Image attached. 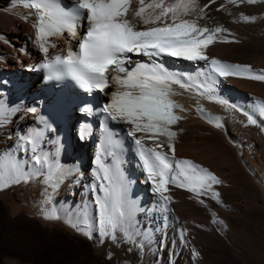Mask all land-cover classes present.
<instances>
[{
	"label": "bare ground",
	"instance_id": "obj_1",
	"mask_svg": "<svg viewBox=\"0 0 264 264\" xmlns=\"http://www.w3.org/2000/svg\"><path fill=\"white\" fill-rule=\"evenodd\" d=\"M14 1L0 0V48L4 49L0 50V71L22 70L31 78L36 74L37 61L63 53L64 45H57L53 39L64 41V36L48 38L55 47H49L46 56L37 43L34 23L25 19L19 6L9 5ZM198 2L201 7L209 5L199 24L227 31L218 33L207 47L209 60L171 56L167 60L181 61L184 68L202 79L210 72L211 59L264 71V0H245L238 5L228 0ZM137 7L138 0H133L129 18ZM242 15L252 19L245 21ZM132 20L140 24L139 18ZM8 40L13 43L7 45ZM66 42L75 45L77 39ZM16 44L27 50H19ZM15 63L19 65L13 66ZM213 77L214 87L223 91V99L239 110L173 85L177 94L171 98L184 110L174 109L183 119L170 127L177 134L171 142L175 157L193 161L222 181L213 185L219 200L207 195L197 198L169 184L165 195L171 200L165 207L160 194L151 191L146 170H141L136 189L128 191L123 199L135 201L140 209L135 216L134 242L125 240L119 232L115 241L101 237L96 225L89 238L67 222L85 207L90 222L97 216L93 201L103 193L99 188L93 191L90 185L102 181L88 172L94 141L85 146L87 163L80 165L81 149L70 144L66 126L65 136H57L48 145L49 159L36 164L30 144L20 138L30 134L40 112L39 101L7 109L5 104L11 97L5 96L0 86V264H264V116L256 111V105L264 101V80ZM125 90L120 86L117 93ZM245 112L257 123L250 124ZM121 122L131 129L132 125ZM142 135L137 133V137ZM144 142L148 146L154 143ZM159 142L164 145L162 151L171 154L168 139L161 136ZM52 163L66 173L56 189L46 182ZM14 166L35 173L34 178L13 182ZM129 166L135 168L132 163ZM45 190L51 194L50 201ZM51 210L59 219L46 218ZM166 210L169 212L164 218Z\"/></svg>",
	"mask_w": 264,
	"mask_h": 264
},
{
	"label": "snow or ice",
	"instance_id": "obj_2",
	"mask_svg": "<svg viewBox=\"0 0 264 264\" xmlns=\"http://www.w3.org/2000/svg\"><path fill=\"white\" fill-rule=\"evenodd\" d=\"M132 2L133 0H75L72 7L67 9L60 0H29L27 6L34 9L37 15L34 24L37 30L36 40L46 56L49 47H55L48 43V38L62 35L65 31L75 36L76 28L86 13L87 31L78 51L68 49L66 53L46 60L40 67L56 75L69 76L88 91L101 92L108 86V71L111 69L116 73L112 78L126 90L116 93L112 102L102 110L112 120L132 125L128 134L134 138L142 166L155 186V191L162 197L165 207L171 200L170 196L165 195L169 191V184L184 188L197 198L207 195L219 200V193L213 188V185L222 183L217 176L191 160L175 157V147L171 142L177 134L171 131L170 126L183 119L175 114L174 109H184L171 98L177 94L173 85H179L188 92L194 91L196 95L227 108L239 110L237 105L216 95V79L213 74L264 80V71L256 72L250 66L227 64L217 59L209 61L210 72L203 80L198 76L171 72L163 64L156 62L138 63L129 70L124 66L131 62L128 54L147 57L167 55L189 61L209 60L205 55L207 47L215 42L218 33L227 31L222 27L210 29L199 24L209 5L201 7L198 0H138L132 19L139 18V25L128 18ZM244 2L245 0H228L229 4L234 5ZM246 2L255 3L257 0ZM210 3H215V0H210ZM27 18L26 16L25 19ZM241 18L245 21L252 19L243 15ZM2 109L3 105H0V111ZM200 110L203 111L202 108ZM256 111L264 116V101L256 105ZM244 114L250 124L257 123L253 115L247 112ZM138 132L143 135L137 137ZM161 136L168 139L171 155L162 151L164 145L159 142ZM20 139L33 145V148L37 143L36 135L31 133ZM145 140L154 143L148 146ZM33 159L36 164L44 163V159L38 154ZM65 174L57 165L54 172L49 171L46 182L56 189ZM34 176L35 173L25 172L20 166L13 167V182H28ZM96 177L102 182L99 185L92 184L90 188L93 191L99 188L103 193L93 201L97 206V216L90 222L85 207L75 218L69 217L67 222L89 238L96 225L95 230L101 237H109L115 241L119 232L125 240L134 242L137 226L135 216L140 209L135 201L122 200L119 192L112 191L113 176L109 169L103 168V174L97 172ZM45 191L50 201L51 194ZM200 202L204 203L203 200ZM46 218L59 219V216L51 210Z\"/></svg>",
	"mask_w": 264,
	"mask_h": 264
},
{
	"label": "rangeland",
	"instance_id": "obj_3",
	"mask_svg": "<svg viewBox=\"0 0 264 264\" xmlns=\"http://www.w3.org/2000/svg\"><path fill=\"white\" fill-rule=\"evenodd\" d=\"M4 38H5V37H4ZM6 42H7V45H11V44L13 43V42H11V41H9V40L6 41ZM8 42H9L10 44H8ZM53 42H55L57 45H60V46L63 45V41H60V40H58V41L56 40V41H55V40L53 39ZM15 46H16L17 48H19V46H18L17 44H16ZM0 50H4V49L0 48ZM19 50H24V51H25V50H27V49H26V46H24V47L21 46V47L19 48ZM18 56L20 57V56H22V54H18ZM0 57H1V56H0ZM24 64H27V62L24 61ZM17 65H19V63H15V64H13V66H17ZM19 67H20V66H19Z\"/></svg>",
	"mask_w": 264,
	"mask_h": 264
}]
</instances>
